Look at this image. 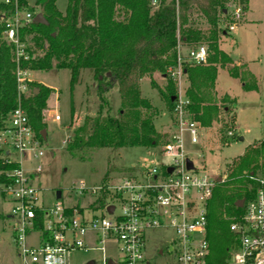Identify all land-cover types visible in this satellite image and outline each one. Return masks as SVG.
Segmentation results:
<instances>
[{
  "label": "trees",
  "instance_id": "16d2710c",
  "mask_svg": "<svg viewBox=\"0 0 264 264\" xmlns=\"http://www.w3.org/2000/svg\"><path fill=\"white\" fill-rule=\"evenodd\" d=\"M57 1L36 0L46 24L33 23L19 30V43L26 46L19 57L17 46L8 43L4 35L15 18V5L0 1V120L21 106L28 113L36 138L43 140L41 131L46 126L43 112L53 91L40 84L29 94H20L17 71L69 70L72 92L80 72L86 69L96 83L100 112L96 117L86 118L85 124L73 132L67 150L86 154L103 147L153 148L162 142L153 121L157 110L142 97L140 81L160 73L166 81L165 103L173 111L179 96L169 70L178 67L188 77L187 109L192 119L205 127L216 120L218 105L211 94L216 88L219 68L231 64L229 55L220 49L221 35L228 34L221 27V17L228 16L231 4L247 8L249 0H67L65 12L57 8ZM18 9L36 15L28 0H18ZM191 19L203 21L205 28L193 24ZM203 42L207 44L206 64L196 66L181 58V45L196 46ZM228 73L240 79L245 92L259 90L252 74L243 75L236 68ZM113 92L119 94L121 105L115 116L111 114L109 99ZM222 102L232 103L227 96ZM73 111L72 107V114ZM245 151L233 163L230 179L215 187L210 200L207 228L210 254L205 264H227L236 246L229 226L233 218L244 213V207L237 204L240 200H252L258 188V183L249 176L264 178V161L259 164L264 158V140ZM15 167L0 159V172ZM6 181L7 177L0 174V183Z\"/></svg>",
  "mask_w": 264,
  "mask_h": 264
},
{
  "label": "built area",
  "instance_id": "2783aa9c",
  "mask_svg": "<svg viewBox=\"0 0 264 264\" xmlns=\"http://www.w3.org/2000/svg\"><path fill=\"white\" fill-rule=\"evenodd\" d=\"M1 2L15 5V18L4 35L18 48L19 30L33 24L35 15L18 9V0ZM233 15L240 20L243 9L235 8ZM235 27L231 25L230 30ZM187 54L186 60L192 65L207 63L204 45L190 48ZM169 71L172 77L183 72L181 67ZM29 72L19 69L16 73L20 94L28 91ZM189 104L185 99L176 102L173 109L177 131L163 146V153L171 156L170 163L153 167L141 177L121 179L105 190L87 187L82 180L64 195L68 198L73 192L92 199L106 192L112 201L95 210L78 203L64 206L59 201L62 197L53 207L44 206L41 190L35 185L41 161L30 170L26 168L31 159L38 161L44 156L42 141L36 138L27 111L18 106L0 120V159L4 164L16 165L0 172L7 177L0 183V205L10 208L8 216L15 224L12 235L19 264H71L74 251L90 249L102 254L100 263L90 260L93 264H205L210 254L208 209L217 185L209 174L199 172L184 152L187 139L192 144L201 139V126L190 118ZM228 134L233 136L232 132ZM187 159L194 169L187 168ZM249 179L258 183V188L253 199L245 202L241 217L231 221L229 229L235 235L236 246L227 264H264V178L252 175ZM110 206H114L113 211H109ZM155 231L171 238L166 247L150 249Z\"/></svg>",
  "mask_w": 264,
  "mask_h": 264
},
{
  "label": "rangeland",
  "instance_id": "374dc122",
  "mask_svg": "<svg viewBox=\"0 0 264 264\" xmlns=\"http://www.w3.org/2000/svg\"><path fill=\"white\" fill-rule=\"evenodd\" d=\"M35 2L36 0H28L29 7L34 8L36 14L43 15L42 9ZM250 3L251 11L247 15L246 10L249 6L244 8L235 3L231 4L228 16L221 17V27L226 29L228 34L221 35L220 49L229 55L231 64L219 68L216 88L212 94L210 93L218 105V117L210 127L200 125L199 143L192 144L187 139L184 149L194 162L195 168L201 173L209 174L216 185L230 179L234 169L233 163L245 154L248 147L258 146L264 140V0H250ZM66 4L67 0H58L57 8L65 12ZM238 7H241L244 13L240 20L234 19L233 15L234 9ZM190 21L203 28L206 26L199 19ZM234 24L236 28L231 31L230 27ZM29 45L33 46L30 43ZM199 45L207 47L204 42L196 46L181 45L179 47L181 58L187 59L189 49ZM183 46L186 49L182 50ZM25 47L21 44L17 48V57L24 54ZM233 58L236 62L247 63L249 69L238 67ZM233 68L238 69L243 75L252 74L255 78L257 76L259 90L245 92L240 79L236 78V80L229 76L228 72ZM80 74L72 92L69 70L52 68L50 71H35L28 74L31 82H26L28 87L26 94L40 84L53 91L47 101L48 108L43 112V122L46 126L42 131H46V136L40 141L44 156L38 161L31 159L26 166L30 170L41 161L42 170L35 185L41 190V201L44 206L53 207L58 190L69 191L82 180L86 182L87 187H102L105 190L107 185L118 183L124 178L141 177L149 169L160 167L163 163H170L172 160L171 156L163 153V146L169 136L177 131L178 120L165 103L163 91L166 88V81L160 73L140 81L142 97L157 110L153 121L162 137L160 145L153 148L128 147L120 150L103 147L93 148L86 154L70 153L67 147L70 145L73 132L85 124L86 118L96 117L100 112L101 101L92 73L85 69ZM173 78L178 90L177 102L184 101L187 99L186 90L189 88L188 77L182 72ZM226 96L232 103L222 102ZM109 99L111 114L115 116L121 106L119 94L113 92ZM189 116L192 119V115ZM229 132H232L233 136H230ZM263 161L264 158H261L259 164L261 165ZM61 199L59 201L64 206L72 207L78 203L91 210L112 201L104 191L92 199L90 196L83 197L73 192L68 198L63 195ZM93 200L98 202L94 203ZM9 211L7 204L0 205V264H19L17 246L12 235L15 224L8 217ZM224 218L229 220L225 215ZM163 235L162 231L152 233L149 242L151 250L168 245L171 238ZM90 260L100 263L101 252L91 249L74 251L70 263L86 264Z\"/></svg>",
  "mask_w": 264,
  "mask_h": 264
},
{
  "label": "water",
  "instance_id": "95a60500",
  "mask_svg": "<svg viewBox=\"0 0 264 264\" xmlns=\"http://www.w3.org/2000/svg\"><path fill=\"white\" fill-rule=\"evenodd\" d=\"M34 23H39V24H46V20L44 19V17H43V15L41 14V13H38V14H36L35 15V17H34V21H33ZM36 92H37V90H36ZM42 136H43V138L45 139V136H46V131L45 130H43L42 131ZM241 140H243V138H241ZM186 165H187V168L188 169H194V165H193V162L190 160V159H187V161H186ZM172 170H171V168L169 169V172H171ZM67 194V191H61V190H58L57 191V194H56V197H57V199H60L61 197H62V195H66ZM244 204H245V200H240L239 202H238V206L239 207H243L244 206ZM114 210V206H110V208H109V211H113ZM89 264H93V262L92 261H90V263ZM110 264H112V262L110 261Z\"/></svg>",
  "mask_w": 264,
  "mask_h": 264
},
{
  "label": "crops",
  "instance_id": "0c3cea01",
  "mask_svg": "<svg viewBox=\"0 0 264 264\" xmlns=\"http://www.w3.org/2000/svg\"><path fill=\"white\" fill-rule=\"evenodd\" d=\"M249 9L247 10V13H246V15L247 14H249L250 13V11H251V3H250V0H249ZM249 20V19H248ZM236 28V27H235ZM235 30V29H234ZM233 30V31H234ZM183 49H186V47H184L183 46V48H182V50ZM179 51H181V48H180V50ZM234 59V58H233ZM234 61H235V59H234ZM235 64L238 66V67H241V68H243V69H249L248 68V65H247V63H244V62H242V61H239V62H236L235 61ZM251 70V69H250ZM252 72V71H251ZM30 74L32 73V72H29ZM253 73V72H252ZM254 74V73H253ZM255 75V74H254ZM256 78H257V76H256ZM236 79V78H235ZM237 80V79H236ZM241 83V82H240ZM242 85V84H241ZM257 85H258V80H257ZM243 86V85H242ZM259 86V85H258ZM9 217V216H8Z\"/></svg>",
  "mask_w": 264,
  "mask_h": 264
}]
</instances>
